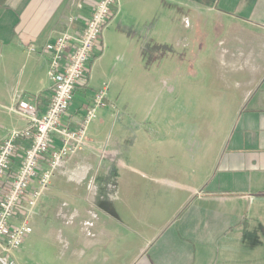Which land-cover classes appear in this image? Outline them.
I'll list each match as a JSON object with an SVG mask.
<instances>
[{
	"label": "crops",
	"instance_id": "0c3cea01",
	"mask_svg": "<svg viewBox=\"0 0 264 264\" xmlns=\"http://www.w3.org/2000/svg\"><path fill=\"white\" fill-rule=\"evenodd\" d=\"M98 1L0 0V142L27 126L10 112L16 100L36 97L40 115L51 99L42 46L64 32L80 35ZM118 2L108 26L114 37L133 32L137 46L153 45L149 53L188 50L179 68L189 71L181 81L188 86L187 117L208 120L206 130L193 140L189 161L180 139L197 131L188 123L181 135L183 113L169 132L133 131L136 119L112 113L116 92L108 89L107 106L88 127L87 148L54 171L30 220L43 222L57 255L28 254L20 264H264V0ZM30 44L35 53H28ZM99 45L85 86L74 91L83 102L72 110L73 95L65 124L82 120L100 85L94 70L104 33ZM19 145L14 167L25 147Z\"/></svg>",
	"mask_w": 264,
	"mask_h": 264
},
{
	"label": "built area",
	"instance_id": "2783aa9c",
	"mask_svg": "<svg viewBox=\"0 0 264 264\" xmlns=\"http://www.w3.org/2000/svg\"><path fill=\"white\" fill-rule=\"evenodd\" d=\"M118 12V0H99L80 35L64 32L42 46L40 54L47 57V77L52 92L42 114L37 112L34 96L18 99L10 108L27 126L11 130L0 142V264H17L11 253L21 249L24 239L32 233L30 219L38 199L58 166L87 148L88 127L97 110L107 106L108 87L103 85L96 89L79 123L71 126L62 122L75 89L85 86L86 65L96 45ZM27 51L35 53L37 50L30 44ZM20 143L25 147L14 167ZM34 180L36 186L32 188ZM17 216H21L20 221L14 223Z\"/></svg>",
	"mask_w": 264,
	"mask_h": 264
},
{
	"label": "rangeland",
	"instance_id": "374dc122",
	"mask_svg": "<svg viewBox=\"0 0 264 264\" xmlns=\"http://www.w3.org/2000/svg\"><path fill=\"white\" fill-rule=\"evenodd\" d=\"M117 24L118 22L115 27ZM126 35L123 38L114 37L113 27L111 26L104 32V54L94 70L96 79L100 83L99 86L106 85L108 89L116 92L114 99L111 100L114 104L112 113L125 112V116H129L130 120L136 119L137 123L133 124L131 122L130 128L133 131L144 126L146 129H161L164 132H169L172 128V121L176 123V116L183 113L181 120H179L180 124L177 125L178 128L180 127L181 135L184 136L187 133L183 129H187L186 125L188 123H194L193 126L196 127L197 131L195 135L191 130L188 131V135H186L188 136V142L185 141L186 136L180 139V147L183 148L180 149L183 150L180 151V154L184 152L186 156L187 152L191 153L193 151V147H191L193 140L198 141L201 137L199 136L200 132L203 134L208 123V120L203 119L198 114L192 115L190 118L187 117L188 102L186 97L188 86L181 81L187 78L189 71L186 66H184V70H179V68L183 65V61L191 55L188 50L175 55L172 54L171 50L166 52L165 49L158 50L155 47L149 53L150 47L153 46L150 42L146 44L143 42V44L137 46V36L133 35V32H126ZM100 47L97 44L95 52H100ZM177 91L179 93L182 91L180 98H178ZM82 102L83 95L76 92L72 110L79 107ZM158 113H167L168 119L163 120ZM113 119L117 118L114 116L112 121ZM218 121L211 120L212 125L215 122V126L218 127ZM190 155L188 154L189 161H191ZM182 159L188 161L187 158L182 157ZM42 226L43 222H32V233L24 239V250L11 253V257L17 264H20L22 260L25 261L28 254L34 256L35 259L40 256L51 259L57 255V249L50 242L47 244L45 241L47 238ZM132 249L133 252L138 250V248ZM141 254L143 255L142 252ZM28 258L31 257L28 256Z\"/></svg>",
	"mask_w": 264,
	"mask_h": 264
},
{
	"label": "trees",
	"instance_id": "16d2710c",
	"mask_svg": "<svg viewBox=\"0 0 264 264\" xmlns=\"http://www.w3.org/2000/svg\"><path fill=\"white\" fill-rule=\"evenodd\" d=\"M101 54H102V53H101V52H99L97 55H95V56H92V57L95 59V58L99 57ZM92 57H91V60H92Z\"/></svg>",
	"mask_w": 264,
	"mask_h": 264
}]
</instances>
